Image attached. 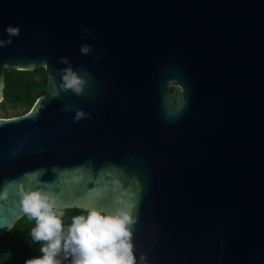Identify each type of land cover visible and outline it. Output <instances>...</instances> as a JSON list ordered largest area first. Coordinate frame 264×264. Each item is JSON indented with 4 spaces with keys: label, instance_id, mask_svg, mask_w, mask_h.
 <instances>
[{
    "label": "water",
    "instance_id": "1",
    "mask_svg": "<svg viewBox=\"0 0 264 264\" xmlns=\"http://www.w3.org/2000/svg\"><path fill=\"white\" fill-rule=\"evenodd\" d=\"M0 41V102L46 73L0 117V235L26 191L119 197L137 264H264V0H0Z\"/></svg>",
    "mask_w": 264,
    "mask_h": 264
},
{
    "label": "clouds",
    "instance_id": "2",
    "mask_svg": "<svg viewBox=\"0 0 264 264\" xmlns=\"http://www.w3.org/2000/svg\"><path fill=\"white\" fill-rule=\"evenodd\" d=\"M7 32L10 37L19 35V30L11 27ZM4 43L0 41V46ZM89 50L90 46L81 48L84 54ZM64 82L66 88L79 92L81 81L75 75L69 73ZM81 118L80 114L76 116L77 120ZM20 206L36 222L32 239L43 242L42 256L28 259L25 264H61V254L64 259L71 257V264H137L130 227L135 221L119 197L114 199L112 211L87 205V214L74 216L66 231L62 219L65 213L58 196L40 189L26 191L21 194Z\"/></svg>",
    "mask_w": 264,
    "mask_h": 264
},
{
    "label": "trees",
    "instance_id": "3",
    "mask_svg": "<svg viewBox=\"0 0 264 264\" xmlns=\"http://www.w3.org/2000/svg\"><path fill=\"white\" fill-rule=\"evenodd\" d=\"M45 88L46 73L43 66L37 65L33 69H15L6 66L0 110L6 112L7 106L23 107L20 114L26 113ZM63 211L65 231L74 216L87 214L86 210L81 208H63ZM35 226V220L24 214L10 229L0 235V264H25L28 259L42 256L40 248L43 242H36L31 237V231ZM58 259L61 260V264H71V257L64 259L61 254Z\"/></svg>",
    "mask_w": 264,
    "mask_h": 264
},
{
    "label": "rangeland",
    "instance_id": "4",
    "mask_svg": "<svg viewBox=\"0 0 264 264\" xmlns=\"http://www.w3.org/2000/svg\"><path fill=\"white\" fill-rule=\"evenodd\" d=\"M23 107H19V108H11L9 106H7V111L4 112L2 110H0V116L4 117H8V116H15L18 115L22 112Z\"/></svg>",
    "mask_w": 264,
    "mask_h": 264
}]
</instances>
